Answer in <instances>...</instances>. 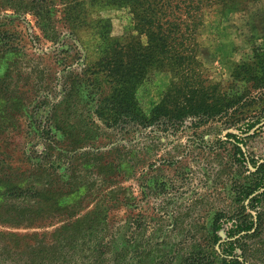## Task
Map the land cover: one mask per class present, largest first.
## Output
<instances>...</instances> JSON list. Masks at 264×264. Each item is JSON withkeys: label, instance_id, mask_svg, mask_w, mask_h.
<instances>
[{"label": "trees", "instance_id": "16d2710c", "mask_svg": "<svg viewBox=\"0 0 264 264\" xmlns=\"http://www.w3.org/2000/svg\"><path fill=\"white\" fill-rule=\"evenodd\" d=\"M6 1L13 12L18 2L29 1V11L43 22L55 0ZM60 1L69 29L82 25L91 29L94 37L83 54L81 70L63 69L56 78L60 98L52 105L48 92L37 100L21 101L9 92L11 80L0 83L5 102L0 111V226L22 216L25 200L36 194L34 186H23L25 181L42 182L45 193L53 195L73 188L82 194L88 191V166L105 184L116 182V177L126 173L135 174L134 179L143 182L147 168L163 162L159 155L161 136L214 121L235 125L241 135L255 133L264 125L257 120L237 126L240 120L233 119V109L245 96L256 101L260 89H264V57L253 65L236 66L226 83L212 82L198 68L196 39L205 17L214 5L231 6L237 0ZM106 11L126 12L128 23L120 36H111V20L101 17ZM13 43L9 32H0V48L8 51L14 48ZM153 73H168L170 80L159 101L145 110L138 92ZM251 90L257 93L251 94ZM48 107L49 112H38ZM138 136L146 140L139 144L135 141ZM225 137L234 141V153L249 173V182L234 192L237 206L214 215L211 231L217 245L215 264H264V161L246 156L235 134L227 132ZM95 138L109 143L94 146ZM117 138L126 139L130 146L115 144L111 150L116 158H111L107 147ZM17 139L18 150L14 144ZM141 189L145 195L147 186ZM112 194L110 198L117 197ZM56 209L59 220L68 219L64 220L66 226L76 224L79 228L83 222L93 225L94 218L88 216L73 219L72 206ZM5 235L11 236L0 230V240ZM110 237L114 239L115 235Z\"/></svg>", "mask_w": 264, "mask_h": 264}, {"label": "rangeland", "instance_id": "374dc122", "mask_svg": "<svg viewBox=\"0 0 264 264\" xmlns=\"http://www.w3.org/2000/svg\"><path fill=\"white\" fill-rule=\"evenodd\" d=\"M6 3L0 0V32L13 36L14 48H0V83L11 80L9 92L21 101L37 100L48 92L52 105L60 98L56 87L60 72L81 70L83 54L94 37L91 29L81 25L71 31L60 0L49 6L43 22L29 11V1L18 2L13 7L15 12ZM101 17L111 20L112 37L120 36L128 23L124 11L102 12ZM196 43L203 76L226 83L236 66L253 65L264 57V0L214 5L199 28ZM169 80L168 73L148 77L138 92L145 110L159 101ZM258 97L253 101L245 96L233 109V119L240 120L237 126L257 120L263 125L264 89ZM4 103L0 94V111ZM42 110L49 112L50 107L38 112ZM234 126L214 121L161 136L159 155L163 162L147 168L143 182L136 181L135 174L126 173L116 177V182L105 184L88 166V191L82 194L73 188L53 195L45 193L42 182H23L25 188L34 186L36 194L25 200L22 216L0 226L2 232L11 235L0 240V264H215L217 245L211 231L214 215L237 206L234 192L249 182V173L234 153V141L228 140L226 133L242 141L246 156L264 161V125L247 135H241ZM95 139L94 146L109 143L104 138ZM118 140L107 147L111 158H116L111 150L115 144L130 146L126 139ZM145 140L139 136L135 139L139 144ZM18 142H14L16 150ZM143 186H147L145 195L141 194ZM111 191L118 202L110 198ZM67 205L75 209L73 219L88 216L94 218L93 225L83 222L79 228L76 224L66 226L64 220L68 219L59 220L56 208Z\"/></svg>", "mask_w": 264, "mask_h": 264}]
</instances>
